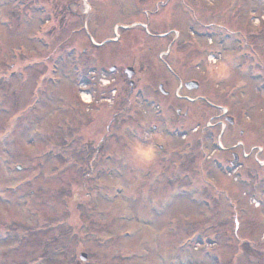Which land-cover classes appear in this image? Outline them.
I'll list each match as a JSON object with an SVG mask.
<instances>
[{
  "label": "rangeland",
  "instance_id": "rangeland-1",
  "mask_svg": "<svg viewBox=\"0 0 264 264\" xmlns=\"http://www.w3.org/2000/svg\"><path fill=\"white\" fill-rule=\"evenodd\" d=\"M0 264H264V0H0Z\"/></svg>",
  "mask_w": 264,
  "mask_h": 264
},
{
  "label": "clouds",
  "instance_id": "clouds-1",
  "mask_svg": "<svg viewBox=\"0 0 264 264\" xmlns=\"http://www.w3.org/2000/svg\"><path fill=\"white\" fill-rule=\"evenodd\" d=\"M135 152L141 157L143 163H151L156 157L154 148L150 146L145 147L143 145H137L135 147Z\"/></svg>",
  "mask_w": 264,
  "mask_h": 264
},
{
  "label": "water",
  "instance_id": "water-1",
  "mask_svg": "<svg viewBox=\"0 0 264 264\" xmlns=\"http://www.w3.org/2000/svg\"><path fill=\"white\" fill-rule=\"evenodd\" d=\"M125 71H126L127 75H128L129 77H131V75H132L133 72H134V68H133V66L129 65V66H127V67L125 68ZM130 83L132 84L133 81L130 80ZM186 85L189 86V87H191V86H197V85H198V82H197L196 80H188V81H186ZM160 86L162 87V85H160ZM227 119H229L230 121L233 120L231 116H227ZM234 155H235V158H236V154H234ZM232 163H235V159L232 161ZM79 256H80V258L83 259V260L87 259V253H86L85 251H81V252L79 253Z\"/></svg>",
  "mask_w": 264,
  "mask_h": 264
},
{
  "label": "flooded vegetation",
  "instance_id": "flooded-vegetation-1",
  "mask_svg": "<svg viewBox=\"0 0 264 264\" xmlns=\"http://www.w3.org/2000/svg\"><path fill=\"white\" fill-rule=\"evenodd\" d=\"M67 7L69 8V4H68V6H67ZM120 69H122V70H123V67L121 66V67H120ZM237 159H238V161L240 160L239 154H237Z\"/></svg>",
  "mask_w": 264,
  "mask_h": 264
},
{
  "label": "bare ground",
  "instance_id": "bare-ground-1",
  "mask_svg": "<svg viewBox=\"0 0 264 264\" xmlns=\"http://www.w3.org/2000/svg\"><path fill=\"white\" fill-rule=\"evenodd\" d=\"M83 94H84L85 97L89 98V94L88 93H83Z\"/></svg>",
  "mask_w": 264,
  "mask_h": 264
},
{
  "label": "trees",
  "instance_id": "trees-1",
  "mask_svg": "<svg viewBox=\"0 0 264 264\" xmlns=\"http://www.w3.org/2000/svg\"><path fill=\"white\" fill-rule=\"evenodd\" d=\"M57 247H58V246H57ZM57 247H56V248H57ZM55 253H57V252H55Z\"/></svg>",
  "mask_w": 264,
  "mask_h": 264
}]
</instances>
